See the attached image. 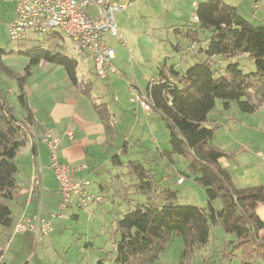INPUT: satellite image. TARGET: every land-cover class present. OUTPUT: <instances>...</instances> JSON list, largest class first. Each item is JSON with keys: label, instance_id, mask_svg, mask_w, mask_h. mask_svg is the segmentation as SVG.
<instances>
[{"label": "trees", "instance_id": "trees-1", "mask_svg": "<svg viewBox=\"0 0 264 264\" xmlns=\"http://www.w3.org/2000/svg\"><path fill=\"white\" fill-rule=\"evenodd\" d=\"M195 15L197 22L189 26L186 35L192 43H198V33L208 32L205 47L200 50L204 59L182 73L174 72L172 79L150 81L146 91L153 110L161 114L170 131V150L147 157L146 165L139 160L125 162L118 155L112 158L114 166L127 168L134 180L130 186L146 200L137 201L118 220L120 239L116 259L110 263L101 260L98 264L153 263L161 257L172 236L183 238L186 258L209 244L212 226L235 234L240 244L254 245L252 250L264 259V239L258 242L264 221L256 213L257 205L264 203V186L235 185L231 173L219 162L230 155L214 144L215 127L207 126L217 103L226 111L235 105L240 113L248 115L258 110L255 98L258 94L264 97V25L252 24L222 0L199 3ZM8 54L0 49V71L13 76L17 93L14 100L0 81V246L4 232L12 228L14 232L15 228L11 203L19 196L21 174L16 157L40 129L26 93L31 68L41 62L63 66L74 83L78 69L76 59L46 50L42 42L23 51L30 59L25 73H12L5 63ZM245 55L253 61V72L245 73L233 61ZM216 58H223L224 63H218ZM16 105L23 115L16 111ZM95 109L107 133L113 135L115 127L107 105L97 104ZM174 154L188 158L189 174L183 175L193 176L205 188L207 207L178 205L177 191L165 187L157 178L158 171L153 166L160 165L162 160L174 164ZM3 255L0 248V259Z\"/></svg>", "mask_w": 264, "mask_h": 264}, {"label": "crops", "instance_id": "crops-1", "mask_svg": "<svg viewBox=\"0 0 264 264\" xmlns=\"http://www.w3.org/2000/svg\"><path fill=\"white\" fill-rule=\"evenodd\" d=\"M127 1L125 0L123 3ZM193 1H195L197 7L199 3L207 0ZM222 1L235 7L238 13L252 24L258 20V25H264V6L255 7L258 0ZM2 2V6L6 8L8 4H11L9 23L14 17L17 2L16 0H2ZM132 2V0L127 2L126 9L132 5ZM5 31L8 34L6 27ZM120 32L122 33V31ZM51 41L54 42V46L49 51L68 56L62 48H59V40L52 39ZM119 42H121L120 45L108 43V46L116 52V59L113 64L119 70V73L109 72L106 79L97 76L95 64L91 57H80L83 60V67L80 66V61L77 60V83L69 78L63 66L57 64L41 62L31 68L26 93L40 129L19 151L16 157L17 163H20L18 165L21 174L18 176L19 196L11 203L14 225L24 218L35 215L48 218L53 224L54 218L52 216L56 213L53 212V207L56 206L57 208L60 202L58 182L50 168L49 150L46 144L39 139L41 135L49 133L60 139L59 158L62 163L80 169L75 174L76 179L85 178L92 183L90 174L100 177L97 191L94 190L93 183L89 189L94 195H101L100 191L105 190L106 180L103 172L110 173V167L114 165L112 158L116 155L120 158L123 155H129L133 143L134 146L142 150L146 157H153L154 153L159 156L164 151L170 150L169 144L166 145L168 139L166 138V130L169 131V129L167 126L164 127L161 114L155 110L146 112L139 103H132L130 100V84H138V79L135 77V67H133L134 71L132 73L128 68L130 61L134 64V53L132 50L131 52L126 51L125 47L127 45L124 41ZM193 43L191 42V44ZM37 44L23 42L20 45L23 50H27ZM191 44L185 46L186 48L181 45L176 47L178 56L183 58L182 61L186 60L188 55H191L195 60L200 59L201 56L205 57L201 51L200 53L195 51L196 49L187 52ZM242 57L248 58L246 55ZM201 59L204 58L201 57ZM216 60L218 63H224L223 58H216ZM251 62L253 64L252 60ZM161 67L160 76L157 78L151 77L147 82V86L143 88L144 90L140 88L144 93H146L150 81L160 80L164 77L172 79L174 72L182 73L189 66L185 68L169 66L165 61V64ZM255 103L258 104V110L250 115L240 113L235 105H232L231 109L226 111L221 103H217L207 124L208 127H215L214 144L230 155V157L222 158L219 161L221 166L231 173L233 182L240 188L264 186V164L259 156V154H264V138L256 136L262 134L261 131H255L261 127L264 128L263 94L256 96ZM97 104L107 105L115 127L113 135L107 133L95 109ZM18 113L23 115L22 110ZM125 124L129 129L121 130L120 127ZM159 132L165 136L164 143L160 141L161 135ZM250 132H254L255 135H250ZM149 134H152V140L150 141L153 144V150L145 146ZM115 150L116 152L113 154ZM160 162V165H163L164 168L163 166L159 168V165L153 167L158 171L157 178L161 180L162 185L175 190L178 185L185 184L187 178H184L185 181L182 184H178L180 173H183L175 165L169 169L166 168V166L168 167L167 163H164L163 160ZM84 166L86 168H82ZM131 180L133 185L134 180ZM131 187L134 190L133 186H129V188ZM138 197L141 202L146 200L143 195ZM131 198L133 202L136 200L134 196ZM219 204V202H216L217 207H220ZM44 207L45 209L49 207L47 210L49 216L44 214ZM256 213L264 221V203L257 205ZM24 234L17 235H23L21 237L25 240L29 235ZM258 236L260 239L258 242L262 241V238L264 239V229L259 232ZM4 256L5 250L0 259V264H4L2 263Z\"/></svg>", "mask_w": 264, "mask_h": 264}, {"label": "rangeland", "instance_id": "rangeland-1", "mask_svg": "<svg viewBox=\"0 0 264 264\" xmlns=\"http://www.w3.org/2000/svg\"><path fill=\"white\" fill-rule=\"evenodd\" d=\"M132 1V5L128 9L115 14V20L117 28L122 31L120 33L123 36V41L127 45L125 47L126 51L131 52L132 50L134 53V64L130 61L128 68L132 73L134 71L133 67H135V77L138 79L139 85H137L140 86L139 88L144 90L143 88L147 86V82L151 77L157 78L160 76V69H162L161 66L165 64V61L169 66L185 68L202 60L201 57L204 58V56H201L200 59L195 60L191 55H188L186 60L182 61L183 58H178V51H176V47L180 45L183 47L189 46L192 42L186 34L189 31V26H194L197 22L195 1ZM2 4L3 2L0 0V49L10 53L5 56V63L12 70V73L22 74L26 72L27 67L30 65V59L23 54L25 50L20 45L23 42L11 41L8 37L5 27L7 28L9 21L11 4H8L7 8ZM92 11L95 12L94 9ZM253 24L258 25L259 21L256 20ZM208 36V32L198 33V44L195 51L200 53L201 48L205 47ZM28 38V40L35 39L42 42L46 50H51L54 46V42L48 40L52 37L48 39L43 36L35 38L30 35ZM106 38L108 43L121 44L120 39L110 34ZM58 39L59 48H62L69 57L79 60L80 66L83 67V60L77 55L72 41L63 34ZM233 61L239 63L245 73L253 72L255 69L248 58L238 56ZM11 77L13 76L0 71V81L9 89V93L15 100L17 86L16 82L11 80ZM142 90L139 92L140 95L144 94ZM15 107L17 112L21 111L18 105ZM162 123L165 127L166 123L163 119ZM120 129L128 130L129 127L125 124ZM166 131V138H168L166 145H168L170 134L168 130ZM255 131H261L262 134L256 136L264 138V128L261 127ZM160 135V141L164 143L165 136L163 133ZM242 135L244 136V134ZM250 135H255V133L250 132ZM146 140V148L153 150V144L150 141L152 140V134H149ZM115 152L116 150L113 151V154ZM121 158L125 162L138 159L145 165L149 160L141 149L134 146V143L130 154L123 155ZM173 160L174 164H170L167 160V162L165 160L163 162L168 163L169 169L175 165L180 172L189 174V160L187 157L174 154ZM155 164H158V162H155ZM162 166L159 165L158 167L162 168ZM110 169V173L103 172L106 180L105 190L100 192L104 200L101 203H93L86 208L69 206L62 217L53 219L54 231L50 236L43 237L42 241L37 242L36 237L31 233L24 234L29 235L24 240L21 237L23 235L14 233L15 228L14 232L13 228L5 231L0 246L5 250L2 263L98 264L101 260L108 263L113 262L117 257L116 247L120 239L117 222L123 219L130 210L131 205L129 206V204L134 205L139 201L138 196L140 195L135 194L134 190L129 188L132 178L128 175L126 167L111 165ZM89 176H91L94 190L97 191L100 177L91 174ZM182 176L187 179L185 184L178 185L175 189L178 193L177 204L199 208L207 207L205 188L197 184L193 180V176L187 177L180 173V178ZM133 196L136 199L134 202L131 198ZM48 208L45 209L44 207V214H48L47 216H49ZM53 210L54 213L57 212L58 207L54 206ZM253 246L240 244V242H237L235 234L226 232L221 226H212L210 241L207 246L195 250L185 258L183 238L172 236L161 257L149 264H264V259L252 250Z\"/></svg>", "mask_w": 264, "mask_h": 264}, {"label": "built area", "instance_id": "built-area-1", "mask_svg": "<svg viewBox=\"0 0 264 264\" xmlns=\"http://www.w3.org/2000/svg\"><path fill=\"white\" fill-rule=\"evenodd\" d=\"M125 0H16L14 17L7 25L8 37L14 42L38 43V40H28L45 37L48 40H59L61 34L74 44L78 56H90L95 64L97 76L106 79L109 72L117 74L114 66L116 52L108 46L106 36L110 34L123 42V36L117 28L115 14L127 8ZM264 5V0H258L256 8ZM95 10V12L92 11ZM196 49V43L191 44L187 52ZM178 58H182L179 56ZM137 84H130L131 102L139 103L146 112L154 109L151 98ZM70 135V133H68ZM41 141L46 144L50 154V168L54 172L59 186L60 202L53 218L62 217L69 206L86 208L89 205L104 200L102 195L90 192L92 185L89 179H76L75 174L80 169L62 163L59 158L60 139L46 133ZM264 164V154H259ZM86 168V166L82 167ZM184 178L178 180L182 184ZM54 231L52 221L40 215L20 220L15 225L16 234L32 233L37 242L50 236Z\"/></svg>", "mask_w": 264, "mask_h": 264}]
</instances>
